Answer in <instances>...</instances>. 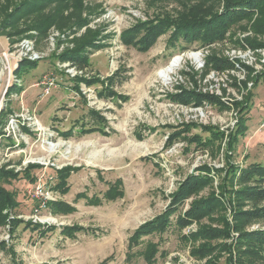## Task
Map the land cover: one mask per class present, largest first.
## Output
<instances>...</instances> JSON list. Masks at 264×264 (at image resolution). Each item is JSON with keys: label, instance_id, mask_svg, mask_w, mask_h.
Listing matches in <instances>:
<instances>
[{"label": "rangeland", "instance_id": "1", "mask_svg": "<svg viewBox=\"0 0 264 264\" xmlns=\"http://www.w3.org/2000/svg\"><path fill=\"white\" fill-rule=\"evenodd\" d=\"M223 3L0 0V168L19 176L2 183L12 204L2 207L0 264H264V248L244 256L236 239L214 236L229 210L215 205L178 221L212 194L228 196L235 182L224 179L226 161H264V0L210 44H173L172 29L147 50L122 41L134 25L210 17ZM79 46L89 55L82 70L64 59ZM175 56L180 64L161 77ZM213 56L238 58L251 70L217 71L206 62ZM182 89L243 105H185L175 98ZM93 111L106 133L91 131ZM240 116L247 131L233 146L227 136L193 143L209 135L204 126L227 133ZM202 164L211 180L174 204L177 186ZM166 212L165 228L137 235ZM29 220L39 228L27 227ZM263 227L264 217L248 226Z\"/></svg>", "mask_w": 264, "mask_h": 264}, {"label": "trees", "instance_id": "2", "mask_svg": "<svg viewBox=\"0 0 264 264\" xmlns=\"http://www.w3.org/2000/svg\"><path fill=\"white\" fill-rule=\"evenodd\" d=\"M262 2L263 0H224L223 7L219 12H216L210 17L200 16L192 19L188 17L189 20L175 24H166V20H159L157 22L150 21V23L147 24L141 23L134 25L130 30H127L126 35L122 37V41L126 45H133L142 50H147L155 43L160 33L172 29L169 39L173 44L182 42L186 45L185 47L193 43L199 46L210 44L216 40L222 39L230 25L248 18L253 14L256 9L261 7L260 4ZM85 44L89 46L96 45L93 41H87ZM88 58L89 55L86 54V50H84L83 46H79V49L78 47L73 49L68 55L64 56V59L68 60V62H70V64L77 70H82L87 66ZM206 60V62L212 65L217 71L242 69L249 72L251 70L249 65L240 61L238 58L213 56ZM117 75L118 74L116 73V76ZM115 77L113 76L111 78V83L115 82ZM259 80H257L256 84ZM235 81L237 80L235 79ZM239 81L241 82V80ZM243 83L245 85V82ZM175 98L182 104H192V106H201L205 102H209L214 105L217 104L223 108H233L238 110L240 109V106L243 105H241L238 100L226 99L224 101L222 96L215 93H201L188 89H182L180 93L176 94ZM90 117L92 118V121L95 122L93 127L90 126V128H92L91 131L102 130L103 133L107 132L104 130V117H102L99 112H91ZM243 117L244 116H240L238 124L234 128H229L227 133L215 126H204L203 131L208 132L209 135L205 137V140H202L203 136L201 134L195 135L193 136V143L202 146L208 145L214 140H221L223 137L227 136L228 146H233L235 142L237 143L238 138L247 131L246 126L243 124ZM176 135H181V132L173 133L172 137H175ZM226 162H228V164H225L228 168L224 179L226 181L235 182L228 190V196H225L223 192L219 196L212 194L205 200V202L201 203L198 208L188 210L185 217L180 216L178 221H180L181 224H186L192 218L198 219L197 217L200 218L204 212L210 210L215 205H219L223 211L229 210V212L228 215L226 214L222 217V227L215 230L214 236L218 238L221 237L223 240L236 239L238 246L245 251L243 254L244 256L248 254L247 251H254L258 254L264 248V227L249 229L248 226L254 220L264 217V161H251L247 164H233L229 160ZM215 169L216 171L218 170V168ZM196 170H199L200 173L188 174L173 192L172 202L174 204L180 203L184 198L190 196L195 190L200 189L211 180V168L209 165L202 164L201 166H198ZM3 171L4 169L0 168V220L3 217V203L4 207L6 204H12V200L8 198V194L2 189V183H9V181L19 179V176H15L14 173L12 174L11 172ZM10 174H12V176ZM25 181L27 182V180ZM222 190H225L224 186H222ZM15 197H17L16 194ZM174 209L175 208L172 210ZM168 213L169 212L163 213L142 226L138 230L137 235L142 233L143 229H145V232H149L155 229L165 228L170 223ZM17 221L18 220H16V222ZM13 222L15 221L13 220L9 222V224L12 225V228L14 227ZM19 222L20 220L18 223ZM39 224L41 223L29 220L26 225L27 227H35L37 230L40 226ZM67 228L69 227H65L64 229ZM209 236L211 237V235ZM223 245L225 248L227 247L226 249L230 248V244L227 242Z\"/></svg>", "mask_w": 264, "mask_h": 264}, {"label": "bare ground", "instance_id": "3", "mask_svg": "<svg viewBox=\"0 0 264 264\" xmlns=\"http://www.w3.org/2000/svg\"><path fill=\"white\" fill-rule=\"evenodd\" d=\"M191 56H193L195 59L198 58V55L195 54V53H192ZM181 58L182 56H175L171 61L170 63L168 64V66L162 68L160 71H159V75L163 78H168L170 77V73L173 72V70H175L177 68V66L180 64L181 62Z\"/></svg>", "mask_w": 264, "mask_h": 264}, {"label": "built area", "instance_id": "4", "mask_svg": "<svg viewBox=\"0 0 264 264\" xmlns=\"http://www.w3.org/2000/svg\"><path fill=\"white\" fill-rule=\"evenodd\" d=\"M45 88H46V90H48L47 87H45ZM259 129H264V119L261 121V123H260V125H259ZM43 185H44V184L39 183V184H37V185L35 186V188H36V193H40V196H41L42 198H45V197H44V194L47 192V189H46ZM34 215H36V214H34Z\"/></svg>", "mask_w": 264, "mask_h": 264}]
</instances>
